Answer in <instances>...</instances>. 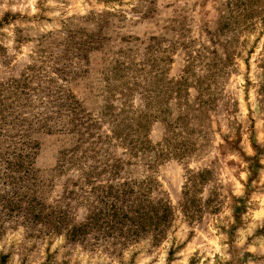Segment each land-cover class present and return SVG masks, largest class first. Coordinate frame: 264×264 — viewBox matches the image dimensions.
<instances>
[{"label":"rangeland","instance_id":"obj_1","mask_svg":"<svg viewBox=\"0 0 264 264\" xmlns=\"http://www.w3.org/2000/svg\"><path fill=\"white\" fill-rule=\"evenodd\" d=\"M119 64L133 78L118 76ZM142 71L151 83L134 80ZM25 76L33 88L52 87L34 92L36 111L50 109L40 98L72 93L109 136L108 107L148 113L143 150L114 138L104 148L121 159V178L156 181L152 195L171 201L175 220L159 244L147 237L115 252L49 233L43 220L0 204V261L264 264V0H0V82ZM35 137L39 185L30 198L46 210L69 205L81 222L85 203L69 193L79 171L62 163L75 136L52 128ZM10 191L0 181V194Z\"/></svg>","mask_w":264,"mask_h":264},{"label":"trees","instance_id":"obj_2","mask_svg":"<svg viewBox=\"0 0 264 264\" xmlns=\"http://www.w3.org/2000/svg\"><path fill=\"white\" fill-rule=\"evenodd\" d=\"M118 66V76L124 80L133 78L127 76L131 66ZM138 74L143 80L136 77L134 80L139 82L138 85L152 82L146 72ZM46 90L50 92L52 87L33 88L28 76L0 82V181L11 189L10 194H0L2 207H6L11 214L22 208L24 216L27 214V221L43 220L47 223V232L55 234L64 230L70 241L89 246L103 241L108 248L122 252L125 247L147 237L154 244H159L175 220L171 201L152 195L156 184L154 179L138 182L121 178V159L110 157L104 148V144L108 145L114 138L126 144L131 152L143 150L139 148L145 147V144L137 138H142L147 128L143 118L148 113L138 114L126 108L115 113L111 106L108 107L105 116L113 124L112 135L109 136L97 131L101 129V122L85 113L81 102L72 93L60 90L65 95L48 97L50 103L40 98V103L45 107L49 104L50 109L36 111L34 106L38 102L33 94ZM132 90L133 87H129L128 91ZM141 94L147 101L152 99V89H143ZM126 104L127 101L124 102L125 107ZM180 118L184 120L182 116ZM52 128L75 136L74 143L62 152L65 158L62 163L79 171L80 179L74 183L77 191H69L85 203L86 215L78 223L71 221L69 205L46 210L42 201L37 199L36 205L29 195L39 185L35 159L40 144L35 135L38 131H51ZM208 174V171L197 172L189 178L185 199H189L191 185L204 180ZM23 201L27 203L26 207H22ZM186 202L184 212L195 217L194 211L188 213L190 209L186 208ZM195 204L196 199L193 206ZM0 264H7L5 256Z\"/></svg>","mask_w":264,"mask_h":264}]
</instances>
